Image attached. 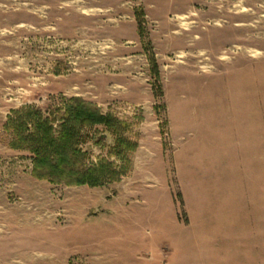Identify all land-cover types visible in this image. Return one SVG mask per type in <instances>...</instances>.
<instances>
[{
  "label": "rangeland",
  "instance_id": "obj_1",
  "mask_svg": "<svg viewBox=\"0 0 264 264\" xmlns=\"http://www.w3.org/2000/svg\"><path fill=\"white\" fill-rule=\"evenodd\" d=\"M73 98L138 142L120 182L12 148L15 112ZM116 142L85 131L87 165L121 168ZM0 264H264V0H0Z\"/></svg>",
  "mask_w": 264,
  "mask_h": 264
},
{
  "label": "trees",
  "instance_id": "obj_2",
  "mask_svg": "<svg viewBox=\"0 0 264 264\" xmlns=\"http://www.w3.org/2000/svg\"><path fill=\"white\" fill-rule=\"evenodd\" d=\"M141 39L143 15L137 16ZM155 78L159 77L156 62L150 60ZM27 110V111H26ZM11 116L7 131L13 136L12 148L26 149L34 155V177L39 181L65 183L69 187L103 188L120 182L132 168L131 156L138 149V142L126 138L129 126L111 116H104L101 110L81 98L65 101L64 116L55 128V123L38 111L26 109ZM105 126L117 138V156L123 165L115 169L102 160L89 166L88 154L81 146L85 131Z\"/></svg>",
  "mask_w": 264,
  "mask_h": 264
}]
</instances>
